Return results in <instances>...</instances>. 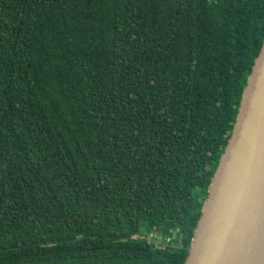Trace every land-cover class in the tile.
Segmentation results:
<instances>
[{
  "label": "trees",
  "instance_id": "trees-1",
  "mask_svg": "<svg viewBox=\"0 0 264 264\" xmlns=\"http://www.w3.org/2000/svg\"><path fill=\"white\" fill-rule=\"evenodd\" d=\"M263 41L264 0H0V264H183Z\"/></svg>",
  "mask_w": 264,
  "mask_h": 264
},
{
  "label": "water",
  "instance_id": "water-1",
  "mask_svg": "<svg viewBox=\"0 0 264 264\" xmlns=\"http://www.w3.org/2000/svg\"><path fill=\"white\" fill-rule=\"evenodd\" d=\"M183 264H264V41Z\"/></svg>",
  "mask_w": 264,
  "mask_h": 264
},
{
  "label": "built area",
  "instance_id": "built-area-1",
  "mask_svg": "<svg viewBox=\"0 0 264 264\" xmlns=\"http://www.w3.org/2000/svg\"><path fill=\"white\" fill-rule=\"evenodd\" d=\"M148 238L149 239L155 238L157 241H159L161 239V236L153 232L149 234Z\"/></svg>",
  "mask_w": 264,
  "mask_h": 264
}]
</instances>
